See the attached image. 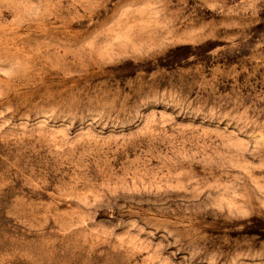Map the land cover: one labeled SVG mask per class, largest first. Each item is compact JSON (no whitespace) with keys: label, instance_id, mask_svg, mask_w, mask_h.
I'll use <instances>...</instances> for the list:
<instances>
[{"label":"rangeland","instance_id":"obj_1","mask_svg":"<svg viewBox=\"0 0 264 264\" xmlns=\"http://www.w3.org/2000/svg\"><path fill=\"white\" fill-rule=\"evenodd\" d=\"M0 264H264V0H0Z\"/></svg>","mask_w":264,"mask_h":264}]
</instances>
